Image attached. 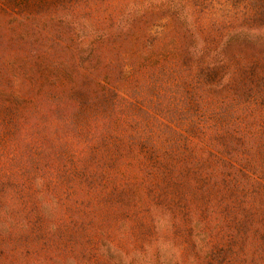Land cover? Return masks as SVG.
Listing matches in <instances>:
<instances>
[{
    "label": "rangeland",
    "instance_id": "rangeland-1",
    "mask_svg": "<svg viewBox=\"0 0 264 264\" xmlns=\"http://www.w3.org/2000/svg\"><path fill=\"white\" fill-rule=\"evenodd\" d=\"M188 11L195 10L187 0H0V264H192L174 233L182 200L173 191L164 198L163 178L151 177L141 153L120 159V148L101 150L91 160L87 112L71 117L60 100L26 115L13 106L39 89L55 86L52 96L66 97L72 85L109 76L126 88L133 63L177 51L172 37L138 45L136 18L169 16L151 28L163 39L173 13ZM233 32L264 41V28L231 30L235 41ZM110 42L132 43L121 71Z\"/></svg>",
    "mask_w": 264,
    "mask_h": 264
},
{
    "label": "trees",
    "instance_id": "trees-1",
    "mask_svg": "<svg viewBox=\"0 0 264 264\" xmlns=\"http://www.w3.org/2000/svg\"><path fill=\"white\" fill-rule=\"evenodd\" d=\"M187 3L195 11L173 13L163 39L151 28L169 16L136 18L138 45H161L172 37L177 51L133 63L127 89L121 77L109 76L105 84L72 85L66 97L65 91L52 96L55 86L39 89L13 106L26 115L60 100V106L68 102L71 117L87 112L91 160L101 150L120 148V159L141 153L151 177L163 178L164 198L173 191L182 200L184 218L174 222V233L190 263L264 264V41L246 43L234 32L235 41L227 38L231 30L264 28V0ZM131 49L132 43L110 42L107 51L119 71ZM98 118L104 119L101 126ZM194 212L201 215L193 218Z\"/></svg>",
    "mask_w": 264,
    "mask_h": 264
}]
</instances>
